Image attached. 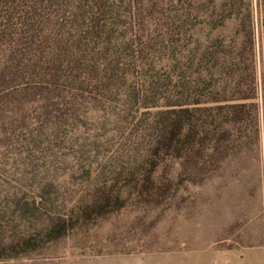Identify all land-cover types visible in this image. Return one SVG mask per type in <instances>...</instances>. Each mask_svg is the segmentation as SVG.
<instances>
[{"label":"trees","instance_id":"trees-1","mask_svg":"<svg viewBox=\"0 0 264 264\" xmlns=\"http://www.w3.org/2000/svg\"><path fill=\"white\" fill-rule=\"evenodd\" d=\"M255 2L0 0V97L28 74L25 85L73 90L109 108L121 134L106 176L41 225L0 239V260L87 231L128 205L161 206L217 169L240 138L258 139L264 0ZM200 26L204 39L194 37Z\"/></svg>","mask_w":264,"mask_h":264},{"label":"rangeland","instance_id":"rangeland-1","mask_svg":"<svg viewBox=\"0 0 264 264\" xmlns=\"http://www.w3.org/2000/svg\"><path fill=\"white\" fill-rule=\"evenodd\" d=\"M205 34L200 26L194 37ZM255 57L257 140L240 138L217 169L200 183L179 186L161 206L128 205L87 231L0 264H264V71L258 38ZM28 76L8 83L0 97L3 240L64 211L106 176L120 143L105 113L109 108L98 109L73 90L40 91L24 84Z\"/></svg>","mask_w":264,"mask_h":264}]
</instances>
